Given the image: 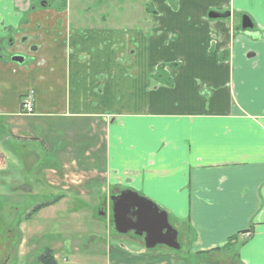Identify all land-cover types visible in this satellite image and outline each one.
Segmentation results:
<instances>
[{
	"label": "crops",
	"instance_id": "1",
	"mask_svg": "<svg viewBox=\"0 0 264 264\" xmlns=\"http://www.w3.org/2000/svg\"><path fill=\"white\" fill-rule=\"evenodd\" d=\"M139 1L118 7L128 27L112 15L30 14L21 28L35 47L22 64L8 48L19 35L5 31L18 20L0 3V145L21 150L25 168L43 165L38 176L61 200L103 194L106 209L113 193L132 191L207 264H264V0ZM165 64L177 65L170 88L150 79ZM26 96L33 115L20 114ZM11 193L1 205L16 212L31 192ZM12 234L0 235L5 247Z\"/></svg>",
	"mask_w": 264,
	"mask_h": 264
},
{
	"label": "rangeland",
	"instance_id": "2",
	"mask_svg": "<svg viewBox=\"0 0 264 264\" xmlns=\"http://www.w3.org/2000/svg\"><path fill=\"white\" fill-rule=\"evenodd\" d=\"M39 1L31 0V6L37 10L34 14L45 13L43 10L41 11ZM139 2L141 1L58 0L57 5H50L47 12L54 13L64 9L68 12L69 20L82 16L99 17L103 14L109 17L112 15L111 18L118 24L126 22V27H128L129 23L135 21L129 13L126 16L120 14L118 7L121 3ZM100 4L103 6L99 7ZM124 7L123 4V9ZM90 9H92L91 13L88 14ZM30 14L32 12L29 13L25 9L18 10V17H22L23 20H27ZM6 149L5 146L0 145V153L7 157L6 165L0 167V214H4L0 216V235L8 230L19 232L18 242L15 243L16 234H13L11 243L6 249L5 243L0 242V249L2 248L0 257L5 251H10L8 253L10 261L7 264H16L17 261L19 264L25 262L38 264L37 257L45 249L53 250L54 256H58V261L55 257L57 264H139V258L145 259L150 264H159L165 261L198 264L204 258L197 255L195 250L190 247L191 241L186 244L179 239L181 248L177 252L162 247L140 252L137 248V243L140 242L134 240L131 235L113 238L110 228L104 226L105 221L98 219V210L104 203L103 194H99L95 199H90L91 201L84 199L80 202L73 200L72 195H66V198L56 205L53 204L36 212L34 209L37 206L55 201L61 197V193L57 189L51 188L52 186H47L45 180L38 176V173L44 169L43 165L35 168L30 167V169L25 168L21 159L22 151L19 150L21 152L18 151L14 156ZM27 149L38 152L35 145L27 146ZM46 167L48 168V165ZM30 182L31 184H26ZM51 184L55 185V182ZM66 185L70 187V184L66 183ZM21 187H28L31 192L23 195L21 199H15L17 203L24 205L23 208H18L21 211L13 212L12 208L1 205L8 201L3 200V196H9L10 201L11 197H17L16 194L11 193L12 189ZM68 198L71 199V203H80L84 210L80 211L76 208V210L69 211L71 204ZM7 208L8 214H5L4 211ZM19 212H24V215L17 214ZM91 213H93L92 217ZM170 221H172L171 217ZM17 256L24 257L18 260ZM203 263L207 264L206 261Z\"/></svg>",
	"mask_w": 264,
	"mask_h": 264
},
{
	"label": "water",
	"instance_id": "3",
	"mask_svg": "<svg viewBox=\"0 0 264 264\" xmlns=\"http://www.w3.org/2000/svg\"><path fill=\"white\" fill-rule=\"evenodd\" d=\"M229 14L209 13L211 20L226 19ZM248 16H241V31L252 29ZM9 47V46H8ZM11 62L22 64L23 57L12 56ZM113 231L118 234L132 232L142 237L144 250H153L163 246L169 250L178 251L177 232L169 225L167 213L150 200L140 197L132 191H124L110 197ZM98 216L105 218L103 213ZM204 264V263H201Z\"/></svg>",
	"mask_w": 264,
	"mask_h": 264
},
{
	"label": "flooded vegetation",
	"instance_id": "4",
	"mask_svg": "<svg viewBox=\"0 0 264 264\" xmlns=\"http://www.w3.org/2000/svg\"><path fill=\"white\" fill-rule=\"evenodd\" d=\"M57 1L58 0H40L39 1V3H40V8H41V11L43 10H48L49 8H50V5H53V6H56L57 5ZM0 3H5V4H7L6 5V7H7V9H6V11L5 12H9V14H10V18L11 19H15V20H18V24H19V27H18V29H16V31L14 32V31H11V30H5L8 34H7V37L9 36V35H11V36H15V34L16 35H19V38H20V43H18V45H16V43L14 42L13 43V41L12 42H10V44L8 45L9 47V49H11V50H13V55L12 56H15V55H17V56H20V57H23V59H24V51H25V49H26V44H28V48H29V50H31V49H34V45L35 44H31V45H29V43H28V41L29 40H25L26 39V36H25V32H23V29L21 28V26H23V22H25L23 19H22V17H18V10H23V9H25V11H27V12H32V14H34L35 12H37V10H36V8L35 7H32L31 6V0H0ZM12 3V4H11ZM2 22V21H1ZM12 29L14 28V27H12L11 25H9ZM5 34H3V33H0V38L2 37V36H4ZM0 43H2V41L0 42ZM0 48H2L1 47V45H0ZM165 71H166V73H167V68L165 69ZM168 74V73H167ZM169 81H166L165 83H168ZM164 86V85H163ZM164 87H169V85L168 86H164ZM170 88V87H169ZM116 195V194H115ZM99 210H101V211H104L105 210V208L103 207V206H101L100 208H99ZM108 221H109V219H108ZM111 222H112V220H110ZM113 225V224H112ZM18 230V229H17ZM9 231V230H8ZM18 233L19 232H14V234H16V241H15V243L16 242H18V238H17V236H18ZM128 234V233H127ZM13 235V234H12ZM12 235H6V238H7V241H6V243H11V237H12ZM122 237L123 236H127L126 234H123V235H121ZM132 236V238L134 239V238H138V240L137 239H134V240H137V241H139L140 242V244L142 243V240H141V238L140 237H138V236H135L134 234H132L131 235ZM132 239V240H133ZM15 243H13V244H15ZM2 249V248H1ZM1 249H0V251H1ZM5 249H6V247H5ZM10 249V248H9ZM10 251H8V252H6L5 251V253H3L2 255H1V257H0V264H7V263H9V261H10V256L8 255V253H9ZM141 252H143V251H141ZM6 256H7V258H6ZM24 256H22V257H18L17 256V259L18 260H20V259H22ZM202 262H205L206 260L205 259H202L201 260ZM200 261V262H201ZM200 262L198 263V264H200ZM16 264H19V261H17V263ZM24 264H29L28 262H25Z\"/></svg>",
	"mask_w": 264,
	"mask_h": 264
},
{
	"label": "trees",
	"instance_id": "5",
	"mask_svg": "<svg viewBox=\"0 0 264 264\" xmlns=\"http://www.w3.org/2000/svg\"><path fill=\"white\" fill-rule=\"evenodd\" d=\"M176 66H177L176 64H174V65H166L165 64V65L159 66L153 72V74H151L150 79H153L154 81L159 82L160 85H164V86H168L169 85L170 86L169 82L168 83H164V81H169L168 79H170V77L166 73L165 69L166 68H173V67H176ZM153 80H152V82H153ZM61 199H62V196L58 197L55 201H52L50 203H45V204L39 205L34 210L37 212L38 210L48 208V207H50L53 204L56 205L58 202L61 201ZM72 210H76V207H73V208L71 207L69 209V211H72ZM98 219L101 220V218H98ZM110 232H111L112 236H116V233H114L113 230H112V224L111 223H110ZM134 239L138 240V238H134ZM37 262H38V264H57V261H56L55 256H54V252H53V250H50V249H45L44 251H42L41 255H39L37 257Z\"/></svg>",
	"mask_w": 264,
	"mask_h": 264
},
{
	"label": "built area",
	"instance_id": "6",
	"mask_svg": "<svg viewBox=\"0 0 264 264\" xmlns=\"http://www.w3.org/2000/svg\"><path fill=\"white\" fill-rule=\"evenodd\" d=\"M21 111L23 112V114L25 115H32L34 110H33V106H32V103L30 102L29 98H24L22 101H21ZM248 236V235H246Z\"/></svg>",
	"mask_w": 264,
	"mask_h": 264
}]
</instances>
